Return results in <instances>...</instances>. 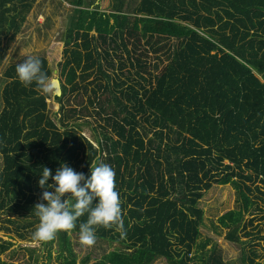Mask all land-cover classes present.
<instances>
[{
  "label": "trees",
  "instance_id": "16d2710c",
  "mask_svg": "<svg viewBox=\"0 0 264 264\" xmlns=\"http://www.w3.org/2000/svg\"><path fill=\"white\" fill-rule=\"evenodd\" d=\"M15 1L0 0V31L8 24L19 32L9 15ZM72 2L77 16L57 64L61 127L49 114L50 94L18 80L20 63L3 72L0 208L39 222L43 167L54 175L67 164L88 177L106 163L115 170L126 235L97 227L96 238L117 245L95 264H227L217 245L206 249L209 238L199 241L198 202L213 185L230 184L237 208L218 224L239 243L260 198L254 191L264 195L253 186H264V0H139L130 15L124 0L110 12ZM37 57L50 77L48 59ZM93 115L103 121L96 146L70 123ZM56 236L59 264H76L68 232ZM10 244L0 238V253Z\"/></svg>",
  "mask_w": 264,
  "mask_h": 264
},
{
  "label": "rangeland",
  "instance_id": "374dc122",
  "mask_svg": "<svg viewBox=\"0 0 264 264\" xmlns=\"http://www.w3.org/2000/svg\"><path fill=\"white\" fill-rule=\"evenodd\" d=\"M82 2L84 8H98L101 11L110 12L118 0H82ZM138 2L139 0H124L123 11L129 15L133 14V8ZM26 4L30 6H26ZM15 6L16 9L9 12V15L14 16L15 21L19 24V32L14 33L15 28L8 27V24L4 30L0 31V110L2 107L1 90L6 82L3 72L9 65L21 63L25 56L45 55L51 71L53 69L58 71L56 74L51 72L50 78L61 79L57 64L61 60V51L68 38L71 21L77 16L75 11L77 6L72 0H16ZM56 45L60 47L59 54L55 51ZM121 55L124 57V52ZM49 94L50 98L47 99L49 114L61 127L63 114L60 109L61 102L56 99L55 91ZM68 100H71L68 95L62 99L65 107L69 106L70 101ZM97 119L93 115L70 123H79L82 134L93 141L96 146L95 139L102 137L100 130L96 129V125L103 123L102 120L97 121ZM1 167L2 157L0 154V170ZM254 185H259L264 192V186L259 182ZM254 195H258L260 198H257V204L245 215L246 228L238 231L239 243L228 241L225 238L227 229L221 228L218 224V218L221 215L237 208L235 189L230 184L213 185L198 202V206L203 210L199 241L209 238L210 243L206 249H210L211 245H217L222 250L223 260L227 264H242V258L248 263L249 257L264 264V195L256 191H254ZM251 219L252 223L250 224ZM38 224L39 222L32 224L31 218H24L9 208H0V238L4 242L11 243L7 251L0 253V259L14 264H59L57 236L50 241L33 239V233ZM244 231H249L252 235L244 237ZM19 232L25 235L24 239L19 237ZM68 234L76 256V264H83L82 261L86 257H88V261L85 264H95L117 245L116 242L110 243L98 238L94 245H82L79 234L72 230ZM152 264L168 263L164 258H159Z\"/></svg>",
  "mask_w": 264,
  "mask_h": 264
},
{
  "label": "clouds",
  "instance_id": "9594fccd",
  "mask_svg": "<svg viewBox=\"0 0 264 264\" xmlns=\"http://www.w3.org/2000/svg\"><path fill=\"white\" fill-rule=\"evenodd\" d=\"M15 66L18 80L25 87L33 84L45 94L56 91V85L42 70L37 56L27 55ZM86 177L67 164H61L55 174L43 167L39 187L44 189L41 202L34 206L39 224L33 233L37 241H50L58 232H70L77 227L79 218L87 214V220L79 223V239L82 245L96 242L97 227L115 226L123 238L126 235L122 220V201L116 189L115 170L106 163L90 167ZM51 177L52 183L49 184ZM51 189V191H49Z\"/></svg>",
  "mask_w": 264,
  "mask_h": 264
},
{
  "label": "water",
  "instance_id": "95a60500",
  "mask_svg": "<svg viewBox=\"0 0 264 264\" xmlns=\"http://www.w3.org/2000/svg\"><path fill=\"white\" fill-rule=\"evenodd\" d=\"M54 74H56L58 71L57 69H53L52 71ZM52 81L54 82V84L56 85V91H55V95L56 96H60L62 91H61V81L59 80L58 77H53Z\"/></svg>",
  "mask_w": 264,
  "mask_h": 264
}]
</instances>
